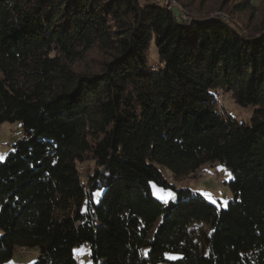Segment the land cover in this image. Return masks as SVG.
Returning a JSON list of instances; mask_svg holds the SVG:
<instances>
[{
	"label": "trees",
	"instance_id": "16d2710c",
	"mask_svg": "<svg viewBox=\"0 0 264 264\" xmlns=\"http://www.w3.org/2000/svg\"><path fill=\"white\" fill-rule=\"evenodd\" d=\"M175 1L191 20L167 0H0V127L25 129L0 160V264H79L84 243L93 264H264V0ZM217 164L227 208L181 184Z\"/></svg>",
	"mask_w": 264,
	"mask_h": 264
},
{
	"label": "rangeland",
	"instance_id": "374dc122",
	"mask_svg": "<svg viewBox=\"0 0 264 264\" xmlns=\"http://www.w3.org/2000/svg\"><path fill=\"white\" fill-rule=\"evenodd\" d=\"M202 1V0H198ZM222 0H205L206 9L211 6L220 3ZM262 0H253L257 5L261 3ZM170 0H167V3ZM172 4V2H170ZM171 6V5H170ZM232 6V2H229L228 7ZM263 7V6H261ZM214 8V7H213ZM262 12V11H261ZM261 12L259 14H261ZM221 14L220 12H217ZM256 15L253 21L250 19V12H239L233 15L234 19L243 24V23H253L260 21V15ZM225 18L230 19V16L227 14H222ZM151 57L158 59L156 49L153 45ZM104 59V56L98 51H92L87 56L86 60L82 62L79 66L80 69H97L99 64ZM221 103L226 107V109L240 121H245L250 123V119L253 113V107H240L236 105L231 99L230 94H221L219 96ZM25 136V129L21 121L15 122H5L0 127V156L4 160L10 151L13 150V145L16 141ZM93 163H87L82 166V170L86 166L93 167ZM231 178L230 172L225 165L217 164L216 166L204 165L199 169L198 173L195 176H189L188 178L182 179L181 184L191 186L196 191L201 192L204 196L211 202L218 204L223 208L228 207V202L233 198V191L230 188L229 180ZM170 180L173 181V178L170 177ZM152 191L154 196L161 201H169L174 196V191L171 188H163L156 183H152ZM102 191L99 190L95 194L96 202L99 201ZM197 230L202 229L203 226H196ZM1 234V231H0ZM74 254L76 255L79 264H93L91 257V245L89 243H84L74 247ZM39 248H18L13 257L1 264H31L38 258ZM178 254L172 253L168 255L169 260H174L178 257ZM164 264H170V262H165Z\"/></svg>",
	"mask_w": 264,
	"mask_h": 264
},
{
	"label": "water",
	"instance_id": "95a60500",
	"mask_svg": "<svg viewBox=\"0 0 264 264\" xmlns=\"http://www.w3.org/2000/svg\"><path fill=\"white\" fill-rule=\"evenodd\" d=\"M170 2H172L171 8L173 9V12L178 18L179 22H184L192 19V16L189 15L187 12H185L183 8L180 7L175 0H170Z\"/></svg>",
	"mask_w": 264,
	"mask_h": 264
},
{
	"label": "snow or ice",
	"instance_id": "6c2138e0",
	"mask_svg": "<svg viewBox=\"0 0 264 264\" xmlns=\"http://www.w3.org/2000/svg\"><path fill=\"white\" fill-rule=\"evenodd\" d=\"M3 157L2 156H0V159H2Z\"/></svg>",
	"mask_w": 264,
	"mask_h": 264
},
{
	"label": "built area",
	"instance_id": "2783aa9c",
	"mask_svg": "<svg viewBox=\"0 0 264 264\" xmlns=\"http://www.w3.org/2000/svg\"><path fill=\"white\" fill-rule=\"evenodd\" d=\"M170 5H172V4H170Z\"/></svg>",
	"mask_w": 264,
	"mask_h": 264
}]
</instances>
